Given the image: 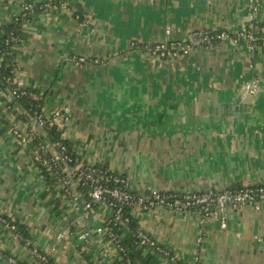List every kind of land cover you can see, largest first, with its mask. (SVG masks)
Listing matches in <instances>:
<instances>
[{
  "label": "crops",
  "instance_id": "crops-1",
  "mask_svg": "<svg viewBox=\"0 0 264 264\" xmlns=\"http://www.w3.org/2000/svg\"><path fill=\"white\" fill-rule=\"evenodd\" d=\"M25 1L38 9L14 47L16 75L43 95L37 109H69L58 128L79 163L121 172L139 193L264 183V47L225 41L176 59L133 48L195 29L234 32L254 19L264 23V0H63L65 7L45 9L39 6L49 0ZM20 13L17 0H0V27ZM74 55L99 63L75 66ZM252 79L256 93L246 87ZM0 82V213L22 224L30 241L0 225L2 248L22 264H123L128 228L117 241L107 237L99 228L111 209L86 201L77 182L76 202L35 162L38 147L12 128L41 130L36 113ZM226 215L223 227L188 211L133 213L185 264H264V207L228 208ZM157 264L176 263L160 256Z\"/></svg>",
  "mask_w": 264,
  "mask_h": 264
},
{
  "label": "built area",
  "instance_id": "built-area-1",
  "mask_svg": "<svg viewBox=\"0 0 264 264\" xmlns=\"http://www.w3.org/2000/svg\"><path fill=\"white\" fill-rule=\"evenodd\" d=\"M21 5V13L30 10L33 6L26 3L25 0H17ZM60 6L65 7L63 0ZM170 34V29L167 30ZM11 38L7 39L9 43ZM229 41L234 44H247L252 47H264V23L254 19L247 27L237 31L215 30V29H195L187 33L184 37L178 39H164L155 42L153 45L146 46L145 52L149 56L160 57L163 59H176L187 56L194 51H210L218 45ZM136 43H133V46ZM146 53V54H147ZM147 54V55H148ZM71 61L75 66H81L89 63H99V59L74 55ZM17 82L18 87H24L15 74L12 82ZM247 89L251 93H256L258 83L252 79L247 83ZM17 88L13 89L11 94L17 93ZM36 98L35 94H32ZM70 117L68 108L55 110L50 114L45 112L37 113L34 122L41 130L36 129L23 133L17 127L12 131L15 136L22 141H32L39 136L42 139L41 150L43 153L49 151L50 156L42 159L39 152H35L34 159L38 165L46 166L55 174L57 183L62 186L63 193L72 197L75 201L78 197L74 191V183L80 186L91 185L89 195L93 202L106 205L111 209V220L126 226L131 222V217L136 211H149L153 209L164 208L172 212H194L201 215V223L207 220H215L225 226L227 222L226 209H241L244 206L264 207V183L242 184L240 186H228L223 188H209L204 190H161L158 188L149 189L143 193L134 192L129 186L127 177L116 172L105 175L108 171L96 166L97 162H87L74 164L72 167L68 163L72 162L67 146L61 142L50 141V130L52 127H59L66 119ZM111 169V168H110ZM109 170V169H108ZM113 170V169H112ZM105 175V176H104ZM107 177V178H106ZM77 202V201H76ZM86 203L85 207H90ZM129 208V214L125 212ZM0 225L13 231L17 237H20L18 228L15 224L10 223L7 219L0 216ZM101 232H107L111 238L117 241V236L113 234L112 228L108 226L99 228ZM115 235V236H114ZM134 235L137 237L139 244L149 249L160 252L164 257H169L176 264H185L171 254L170 249L159 243L146 229L139 226ZM202 236L198 237V241ZM122 248V247H121ZM34 253L44 261L48 259L45 255L38 252ZM200 259V258H199ZM198 259V261H199ZM0 260L8 264H22L18 257L5 251L0 245Z\"/></svg>",
  "mask_w": 264,
  "mask_h": 264
},
{
  "label": "trees",
  "instance_id": "trees-1",
  "mask_svg": "<svg viewBox=\"0 0 264 264\" xmlns=\"http://www.w3.org/2000/svg\"><path fill=\"white\" fill-rule=\"evenodd\" d=\"M61 1L62 0H49L45 3H42L39 6V8L45 9L46 7H49L52 5L60 6ZM26 3L28 2L26 1ZM36 9H38V5L36 6L34 5L32 9L26 10L20 13L19 15L14 17V19H12L11 22L0 27V57H4L6 60V61H3V63L1 62L2 64L0 66V76L1 78L3 77L5 87L9 89V92H12L13 89L17 88L18 90L17 93L12 94L13 99L15 98L18 99L20 104L24 106V108L29 109V111L34 115L35 113L37 114V113L42 112V109H37V106H38L37 104L39 102H42V99H44L43 95L39 93V91H37L36 89L26 88V87L19 88L18 83L14 81L12 82V79L14 78L16 74L14 47L23 38V26L27 21L31 19L32 14H33L32 11ZM9 38H11L12 41L8 43L7 39ZM153 44L154 43L144 45V46H139L138 44H136V46L133 48L138 49V50H144L146 46H150ZM7 61H8V64L6 63ZM1 86H2V83L0 82V87ZM32 94H35L36 98L33 97ZM50 133H51L50 141L52 143L59 141L67 146L68 153L73 159L72 162L68 163L69 166L72 167L74 164H78L79 163L78 155L72 151L71 146L68 143V141L62 138L61 130L55 126V127H52V129L50 130ZM32 141H33V144L36 146V148L38 147V149L36 148L35 149L37 150V152L41 154L42 159L48 158L50 156L49 151L46 153L42 152L41 144L43 143H42V139L39 136L35 137ZM84 164H87V163H84ZM39 166L42 169H44V171L47 173L46 169L48 168H46V166H43V165H39ZM96 166L103 168L104 170H107L108 172L105 175L111 174V173L117 174L116 173L117 171L110 169L104 164L97 163ZM80 187L81 189H83V193L85 194V199L89 198V200L87 199L86 201L88 202L90 201L91 203L92 199L89 195L91 185L87 184L86 186H80ZM131 190L133 191L132 188ZM125 211H126L125 213L128 215L130 210L129 208H125ZM0 216L10 221V223L15 224L18 228V233L20 235L19 238L23 240L24 242L29 243L28 242L29 235L25 227L22 224H19L18 222L9 219L6 215H3L2 213H0ZM110 220L108 222V226L112 228L113 234H115L118 238V236L120 235L119 232L123 230L125 226H122L120 223L115 222V220H112V221ZM138 227H139V224L137 223V221L134 219V217H131V222L127 225V228L129 230V235H128L129 237L127 238V240L125 241L123 240L121 242L122 246L125 247V250H126V253L123 255L124 257L123 264H157V258L160 256L162 257L163 255L156 250L149 249L146 246L139 244L137 237L134 235V231ZM106 236L110 238L112 237L108 232L106 233ZM145 249H148L151 252H149V254L144 256L143 252ZM170 252L171 254H173L171 250Z\"/></svg>",
  "mask_w": 264,
  "mask_h": 264
},
{
  "label": "water",
  "instance_id": "water-1",
  "mask_svg": "<svg viewBox=\"0 0 264 264\" xmlns=\"http://www.w3.org/2000/svg\"><path fill=\"white\" fill-rule=\"evenodd\" d=\"M239 104H240V103H239ZM233 105H236V104L234 103ZM238 106H239V107L234 106V110H238V111L240 110V111H242V108H243L242 105H238ZM226 107L229 108V109H232V105H231V104H227ZM237 108H238V109H237ZM232 114H236V116H237V115H241V113H236V112H234V113H232Z\"/></svg>",
  "mask_w": 264,
  "mask_h": 264
},
{
  "label": "rangeland",
  "instance_id": "rangeland-1",
  "mask_svg": "<svg viewBox=\"0 0 264 264\" xmlns=\"http://www.w3.org/2000/svg\"><path fill=\"white\" fill-rule=\"evenodd\" d=\"M28 242H30V241L28 240Z\"/></svg>",
  "mask_w": 264,
  "mask_h": 264
}]
</instances>
